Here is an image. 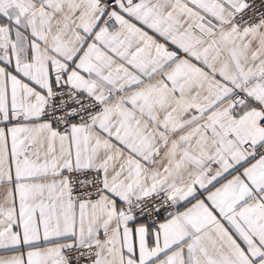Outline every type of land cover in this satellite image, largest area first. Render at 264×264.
I'll return each mask as SVG.
<instances>
[{"label":"snow or ice","instance_id":"snow-or-ice-1","mask_svg":"<svg viewBox=\"0 0 264 264\" xmlns=\"http://www.w3.org/2000/svg\"><path fill=\"white\" fill-rule=\"evenodd\" d=\"M0 264H264V0H0Z\"/></svg>","mask_w":264,"mask_h":264}]
</instances>
